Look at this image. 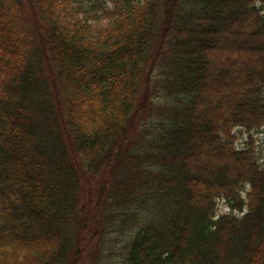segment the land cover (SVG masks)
<instances>
[{"label":"trees","instance_id":"1","mask_svg":"<svg viewBox=\"0 0 264 264\" xmlns=\"http://www.w3.org/2000/svg\"><path fill=\"white\" fill-rule=\"evenodd\" d=\"M95 2L0 0V264H264V0Z\"/></svg>","mask_w":264,"mask_h":264},{"label":"rangeland","instance_id":"2","mask_svg":"<svg viewBox=\"0 0 264 264\" xmlns=\"http://www.w3.org/2000/svg\"><path fill=\"white\" fill-rule=\"evenodd\" d=\"M77 1L83 10L81 16L82 17L85 16L86 18H88L90 24H92L94 27H101L106 24L107 20L102 16V8L99 6V4L95 2V0H77ZM109 6L111 5L107 3L106 7ZM239 56L243 58V63H244L246 61V57H243L241 53L239 54ZM233 135L238 137V141L236 142V148L239 151L244 149L248 142H251L250 136H252L253 139L252 143L256 153L257 162L259 163V165L264 167V133L252 132L250 135H248L245 134L242 129L237 128L233 131ZM246 186L247 188L249 187L248 185ZM242 197L245 198V194H243ZM218 211H219L218 215L226 214L229 212L226 205L223 202L219 204Z\"/></svg>","mask_w":264,"mask_h":264}]
</instances>
